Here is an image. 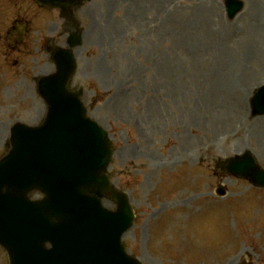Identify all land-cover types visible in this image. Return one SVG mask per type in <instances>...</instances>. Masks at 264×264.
I'll return each instance as SVG.
<instances>
[{
    "label": "rangeland",
    "instance_id": "obj_1",
    "mask_svg": "<svg viewBox=\"0 0 264 264\" xmlns=\"http://www.w3.org/2000/svg\"><path fill=\"white\" fill-rule=\"evenodd\" d=\"M243 1L232 20L222 0H89L75 9L84 100L110 132L109 173L137 215L124 241L145 264H264V188L218 163L249 150L264 167V115L249 104L264 82V0ZM229 71L236 76L225 83ZM11 101L12 111L0 110V155L13 121L43 113L32 95L15 90ZM5 257L0 250V264Z\"/></svg>",
    "mask_w": 264,
    "mask_h": 264
},
{
    "label": "water",
    "instance_id": "obj_2",
    "mask_svg": "<svg viewBox=\"0 0 264 264\" xmlns=\"http://www.w3.org/2000/svg\"><path fill=\"white\" fill-rule=\"evenodd\" d=\"M39 1L65 7L82 0ZM226 7L233 17L242 3L226 0ZM79 43L73 35L70 48L55 54V73L39 83L45 115L34 126L15 123L0 160V243L9 264H141L120 244L133 211L106 175L113 155L108 132L87 115L82 86L68 85L76 68L71 47ZM255 106L264 112V88ZM223 162L229 173L264 187V170L249 152ZM36 190L43 197L30 201L27 195ZM105 194L115 209L101 205Z\"/></svg>",
    "mask_w": 264,
    "mask_h": 264
},
{
    "label": "flooded vegetation",
    "instance_id": "obj_3",
    "mask_svg": "<svg viewBox=\"0 0 264 264\" xmlns=\"http://www.w3.org/2000/svg\"><path fill=\"white\" fill-rule=\"evenodd\" d=\"M65 29L62 11L37 0H0V110L14 109L15 90L21 98L36 95L35 77L47 73Z\"/></svg>",
    "mask_w": 264,
    "mask_h": 264
},
{
    "label": "bare ground",
    "instance_id": "obj_4",
    "mask_svg": "<svg viewBox=\"0 0 264 264\" xmlns=\"http://www.w3.org/2000/svg\"><path fill=\"white\" fill-rule=\"evenodd\" d=\"M75 53H76V55H78V51H75ZM235 73H233V71H229L228 73H227V77H226V80H225V83H230L229 81H228V79L230 78V77H234V76H236V75H234ZM243 94L244 93H242V96H243Z\"/></svg>",
    "mask_w": 264,
    "mask_h": 264
}]
</instances>
